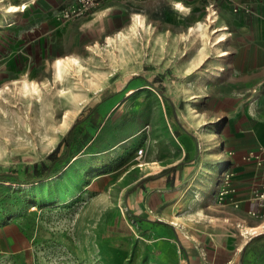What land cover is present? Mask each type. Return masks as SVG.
<instances>
[{
	"label": "rangeland",
	"instance_id": "obj_1",
	"mask_svg": "<svg viewBox=\"0 0 264 264\" xmlns=\"http://www.w3.org/2000/svg\"><path fill=\"white\" fill-rule=\"evenodd\" d=\"M21 1L0 0V9ZM70 1L57 5L52 16L47 0H27L23 12L7 14L8 22L0 23V86L15 78L19 85L25 76L50 88L41 87L43 94L36 102L20 96L18 86L0 99V173L5 174L0 176V264H264V233L238 250L239 223L229 217L232 209L225 200L216 198L229 167L231 112L238 99L252 101L250 92L258 84L233 81V67L212 60L216 57L211 48H207L211 58L196 68L199 40L194 36L182 40L179 33L203 18L205 11L199 17L195 8L183 13L171 2L154 0L149 7L112 14L116 24L112 27L109 13L88 16L100 0L87 14L57 20L55 10ZM134 12L148 26L130 33L120 48L109 47L98 32L126 31ZM3 14L0 11V20ZM94 41L99 46L91 52L85 46ZM62 55L83 58L86 70L77 88H68L64 81L67 102L56 103L52 60ZM217 65L223 69L211 78L208 73ZM91 75L96 85L89 84ZM69 77L72 80L73 75ZM73 89L78 90L77 101L69 97ZM201 90L204 96H187ZM104 95L118 104L111 124L116 128L129 119L122 134L125 138L128 128L130 135L113 162L102 161L96 170L81 172L80 166L94 160L87 155L70 158L79 144L65 150L61 117L64 110H79ZM190 106L204 115L197 129L188 120ZM106 134L116 140L119 133ZM179 135L195 147L194 153L176 167L177 185L155 196L151 193L150 205L142 213L137 208L141 198L135 201L124 190L131 174L137 177L142 171L135 167L124 179L121 176L146 154L167 152L170 139L176 142L177 137L181 148ZM58 142L62 144L55 151ZM99 142L93 148H99L103 143ZM139 148L142 158L136 155ZM48 165L56 176L23 182L28 173L37 176ZM156 216L163 221L157 222Z\"/></svg>",
	"mask_w": 264,
	"mask_h": 264
},
{
	"label": "crops",
	"instance_id": "obj_2",
	"mask_svg": "<svg viewBox=\"0 0 264 264\" xmlns=\"http://www.w3.org/2000/svg\"><path fill=\"white\" fill-rule=\"evenodd\" d=\"M67 1L47 0L46 8L52 15L57 5ZM153 1L101 0L88 16L98 11L104 14L109 13L111 18L109 25L115 27L116 24L114 18L111 17L112 14L135 8L142 9V7H149ZM163 1L165 3L166 1L168 3L171 2V0ZM236 4L238 5L237 12L232 11L228 3L220 0L217 1L219 12L217 23L227 26L229 34L226 41L219 45L220 49L226 51L227 54L217 56L214 52L216 59L212 60H218L225 66L229 65L233 67V81L250 84L247 86L251 87L261 84V92L256 103H251L248 97L244 100L237 98L238 106L231 112L229 136H227L226 141L229 148L228 152H230L229 167L222 176L230 172L229 183L233 190L230 194L226 195L224 203L232 209L228 213L229 217L233 218L232 221H236L235 223L237 224L239 223V226H255L259 218L250 216L247 211L250 208L256 207L255 202L250 200V195L259 184L264 183V164H257L249 154L257 152L260 148H264V0H236ZM189 5L191 8H195L197 13L199 12V17L202 16L204 13L203 0H192ZM102 31H99L98 35L103 38L105 35H111L104 33V28ZM108 99L111 98L106 95L103 98H93L94 102L85 104V106L80 108L73 117L69 127L65 130L66 132H63L64 137L72 126L66 135L65 150L67 146L79 144L77 151L69 153L72 160L79 159L84 155L90 156L94 160L93 163H86L80 166L81 172L96 170L94 167H98V164L102 161L113 162L120 149L122 150L123 146H120V144L123 140H126L128 134L130 135L128 128L126 129L125 138L124 134H122V128L128 126V118V120L120 123L116 128H114V124H111V118H113L111 113L115 107H118V104H116L117 102L112 103ZM114 104L117 106L114 107ZM108 124L110 125L108 126ZM107 130L119 133L118 139L115 140L113 137H109L106 134ZM171 131L174 134L175 128ZM179 136L181 148L178 147L177 137L174 136L176 142H173L172 139L169 140L166 155L146 154L143 157L142 154L140 157L145 158L146 162H156L160 167L150 168L146 172L141 170L142 174L137 177L136 174H131L132 180L125 184L124 190L127 191L126 195L133 194L135 201L136 197L138 201L141 198L142 206L138 205L137 208L142 213H145L148 205H150L151 199L149 198L152 197L151 193L154 192L153 196H155L157 193H161L163 189H172V187L177 185L176 167L180 163H183L187 156L190 157L194 153L195 147L188 144L184 136ZM100 140L103 142L100 147L93 148L95 144L99 145ZM135 167L137 168L136 164L130 165L123 173V176H121V179H124V176L136 169ZM137 169L140 170V166ZM54 176L56 175L50 178ZM234 203L237 206L233 205ZM218 211L223 212L221 209ZM157 212L159 211H155V213ZM156 217L158 220L163 221L159 216ZM217 218L228 220L226 217ZM263 233L260 232L252 235L249 239L254 236H260Z\"/></svg>",
	"mask_w": 264,
	"mask_h": 264
},
{
	"label": "bare ground",
	"instance_id": "obj_3",
	"mask_svg": "<svg viewBox=\"0 0 264 264\" xmlns=\"http://www.w3.org/2000/svg\"><path fill=\"white\" fill-rule=\"evenodd\" d=\"M22 4H27V0H23L19 2L18 4H12V3H6L4 6V9H6L9 5H15L20 6ZM174 10L185 13L187 10L186 6L183 5L180 2H177L175 6H173ZM20 12V11H17ZM9 15L11 13H8ZM7 14H3L0 23L8 22V16ZM5 19V20H4ZM148 26V22L145 20L144 17H142L138 12H134L133 16L130 20V22L126 25V31L118 30L115 31L112 35H105L104 41L108 43L109 47H116L120 48L127 40L130 33H136L139 27L146 28ZM180 38L183 40L186 36H194L198 38L199 43L197 45L198 55L195 57V66L196 68H201V66L208 61L211 58V55L209 53V50L207 48H211L212 52H215L217 56H224L227 54L226 51L220 49L219 45L222 42H225L228 37V32L225 30L222 24L215 23L213 25H210L207 23L205 17L195 19L193 22L189 23L184 32L179 33ZM181 40V41H182ZM99 44L97 42H93L92 44L86 45V49L90 50L91 52L96 51ZM188 59V58H187ZM215 70L210 71L208 74H210L211 78L213 75L217 74L219 71L223 69L221 65H217L214 67ZM84 70H86V65L83 62V58L77 56V55H62V56H55L52 60V78L53 83H55L57 86L55 88L54 98L56 103H65L67 102L65 95L67 94L64 91V87H61L63 84H66L68 88H77L80 82H82V75ZM73 75L72 80H70L69 76ZM202 79L201 77H198V80L200 81ZM20 83L17 85V79H12L9 83H3L0 86V99H2L4 93L7 91H11V87H17L19 88V95L26 97L27 101H34V100H40L42 97V89L41 87H45L46 90L49 91L48 85H46L44 82L36 83L33 81H27L25 76L20 77ZM64 81H67L64 83ZM89 84L96 85V78H94L92 75L89 77ZM14 85V86H13ZM60 85V87H58ZM205 93L203 90L198 91L194 93V95H191V93H187V96L190 97V99L193 97L199 98L201 96H204ZM69 97H71L72 101H77L79 97V93L77 89H73L69 91ZM34 101V102H36ZM196 100H193V102ZM42 106H44V101L40 102ZM189 106V105H188ZM78 108L73 107L71 109L64 110V114L61 117V123L59 124V129L61 131H65L72 121L73 117L77 114ZM188 120L190 123L196 124L197 126H200L202 123L199 124L201 120H203L204 115L202 112L196 111L192 106L189 107V111L187 112ZM161 127V126H160ZM121 129V128H120ZM136 130V129H135ZM158 131V130H154ZM58 133V132H57ZM56 133V134H57ZM157 140V139H156ZM155 140V141H156ZM216 146L220 145V139H216L215 142ZM223 153V151H220ZM161 153V154H165ZM166 155V154H165ZM137 168L140 166V170H144L146 172L150 168H159L160 165L156 162H146L144 159L136 164ZM206 172L207 170H204ZM28 185V184H27ZM26 186V185H25ZM27 187V186H26ZM175 219H172L171 222H175ZM258 223L255 226H240L239 229V235H240V242L238 244V250H241L243 246L249 241V237L255 234H258L260 232H264V219L257 221Z\"/></svg>",
	"mask_w": 264,
	"mask_h": 264
},
{
	"label": "built area",
	"instance_id": "obj_4",
	"mask_svg": "<svg viewBox=\"0 0 264 264\" xmlns=\"http://www.w3.org/2000/svg\"><path fill=\"white\" fill-rule=\"evenodd\" d=\"M100 0H71L70 2L58 7L55 10V18L57 20H66L74 17H80L84 14L89 13L98 3ZM134 2H141L143 0H130ZM217 1L218 0H203V7H204V17L208 24L213 25L218 22L219 12L217 8ZM226 2L230 5L232 11L237 12L238 5L236 4V0H220ZM177 2L182 3L186 6L187 10L189 11L190 3L192 0H171V4L173 6L176 5ZM225 30L228 31L227 26H223ZM229 34V31H228ZM261 91V84H258L257 87L252 88L250 94L252 96L251 103H256L258 101V96ZM143 153V149L139 148L136 150V155L141 156ZM257 164H264V148H260L257 152H251L249 154ZM230 174H225L223 176L222 182L219 185V189L217 191V199L218 202L221 200H225L227 194L232 192L233 188L231 187L230 183ZM250 200L254 201L256 207L248 209L247 213L250 216L256 218H264V183L259 184L251 193ZM237 206L235 203L233 204Z\"/></svg>",
	"mask_w": 264,
	"mask_h": 264
},
{
	"label": "trees",
	"instance_id": "obj_5",
	"mask_svg": "<svg viewBox=\"0 0 264 264\" xmlns=\"http://www.w3.org/2000/svg\"><path fill=\"white\" fill-rule=\"evenodd\" d=\"M72 126L69 128L68 132L66 133V135L69 133V131L71 130ZM66 135L63 137V141H66ZM62 144V142H58V144L56 145L55 151L59 149L60 145ZM67 153H65L63 155V157L66 155ZM51 166L48 165L47 168L45 169L44 172L38 174L37 176H33L32 174L28 173L24 179L23 182L26 183H32L38 180H42L48 177L53 176L57 171H51L50 170ZM4 173H0V176H4ZM157 222H160L159 220H157ZM247 246V244L244 246V248ZM181 252L184 254V249L182 247H180Z\"/></svg>",
	"mask_w": 264,
	"mask_h": 264
},
{
	"label": "clouds",
	"instance_id": "obj_6",
	"mask_svg": "<svg viewBox=\"0 0 264 264\" xmlns=\"http://www.w3.org/2000/svg\"><path fill=\"white\" fill-rule=\"evenodd\" d=\"M34 2V0H32ZM27 8V4H22L20 6L9 5L6 9H0V11H4L6 14L15 13L17 11L23 12Z\"/></svg>",
	"mask_w": 264,
	"mask_h": 264
},
{
	"label": "water",
	"instance_id": "obj_7",
	"mask_svg": "<svg viewBox=\"0 0 264 264\" xmlns=\"http://www.w3.org/2000/svg\"><path fill=\"white\" fill-rule=\"evenodd\" d=\"M159 221H161V220H159Z\"/></svg>",
	"mask_w": 264,
	"mask_h": 264
}]
</instances>
